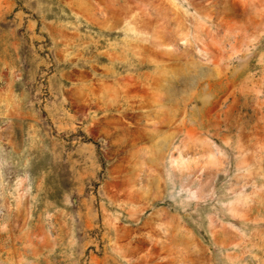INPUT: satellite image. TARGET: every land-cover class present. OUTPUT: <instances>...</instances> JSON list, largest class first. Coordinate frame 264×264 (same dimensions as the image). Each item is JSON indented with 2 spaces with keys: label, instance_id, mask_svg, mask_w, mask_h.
Instances as JSON below:
<instances>
[{
  "label": "rangeland",
  "instance_id": "1",
  "mask_svg": "<svg viewBox=\"0 0 264 264\" xmlns=\"http://www.w3.org/2000/svg\"><path fill=\"white\" fill-rule=\"evenodd\" d=\"M0 264H264V0H0Z\"/></svg>",
  "mask_w": 264,
  "mask_h": 264
},
{
  "label": "bare ground",
  "instance_id": "2",
  "mask_svg": "<svg viewBox=\"0 0 264 264\" xmlns=\"http://www.w3.org/2000/svg\"><path fill=\"white\" fill-rule=\"evenodd\" d=\"M142 1V0H141ZM164 7V6H163ZM160 8H162V7H160ZM156 9V8H155ZM157 9H158V6H157ZM167 10V9H166ZM158 12L161 14V16H163V17H165L166 16V11L162 8V9H158ZM159 14V15H160ZM166 19V18H165ZM163 21H164V19H163ZM163 23V22H162ZM161 23V24H162ZM171 35V34H170ZM203 147V146H202ZM185 150V149H184ZM183 149H182V151H184ZM186 151H187V149H186ZM201 151L202 152H204V153H206L207 154V161H209V162H214V158H213V155H212V153H211V151L210 150H207V148L205 149V150H202L201 149ZM179 153H180V151H179ZM185 153V152H184ZM182 154H183V152H182ZM186 154V153H185ZM185 154H183V155H185ZM178 155H180V157L179 158H181V153L180 154H178ZM187 155V154H186ZM178 157V156H177ZM184 157V156H183ZM180 160H182V158L180 159ZM185 160H182V162H184Z\"/></svg>",
  "mask_w": 264,
  "mask_h": 264
}]
</instances>
